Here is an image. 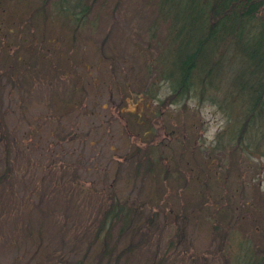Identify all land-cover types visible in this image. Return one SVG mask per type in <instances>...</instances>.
Masks as SVG:
<instances>
[{
	"label": "rangeland",
	"instance_id": "rangeland-1",
	"mask_svg": "<svg viewBox=\"0 0 264 264\" xmlns=\"http://www.w3.org/2000/svg\"><path fill=\"white\" fill-rule=\"evenodd\" d=\"M45 1V15H42L37 11L42 6V0H0V48H3L1 43L5 39V50L0 54L3 53V57L7 58V48L11 47L8 56L21 49L29 57V69L24 80L31 87L25 91L20 90L37 103L35 110L31 108L27 116L32 115L33 118L28 117L31 122L39 121L37 125L40 135L46 133L42 125L46 108L40 109V106H44L43 103L50 96V86L59 87L53 84L59 80L55 77L54 70L69 71L67 75H75L67 79V90L64 92L71 94L70 99L79 103L72 109L56 108L66 118L59 122L57 134L67 137L71 134L73 137L67 144L66 151H61L58 155L75 169L74 172L82 173L79 175V181L84 182L82 185L101 190L103 186H108L112 180L106 179L104 173L111 172L112 157L117 155L121 158L127 154L130 146L144 142V137H147L152 143L164 144L174 156L172 162L184 174L182 180H166L162 187L156 184L152 192H149L153 205L162 201L160 207L164 211L160 218L170 220L167 208L188 216L189 219L181 224L186 236L180 245H185L189 251L205 255L216 252L218 239L211 233L214 219L229 229L232 226L239 236L249 237L263 244L264 154L259 151L247 152L242 144V147H232L228 140H224L227 133L232 136L237 128L233 125L234 120L228 124L229 117L216 103L220 100L225 102L226 98L215 93L216 102L201 101L191 94L187 97L180 96L179 100L174 99L176 102L169 103L166 100L171 93L168 82L159 78V75L153 77V70L160 60L163 69L170 67L171 61H176V56L179 52L182 53L185 39L188 36L198 37L202 33L199 31L203 21L197 13L199 6L192 10L188 0H87L86 4L92 6L83 24L84 28L78 31V41L73 44L69 26L66 29V22L56 12L52 13L56 0ZM43 38L55 39L56 47L51 45L46 48L48 46L44 44L54 42L46 40L41 43ZM219 45L215 44L213 50L206 49L205 54L210 53L209 50L213 53L217 50L231 58L228 44L224 43L223 48ZM45 51L49 52L47 56L43 55ZM23 61L14 62V69L21 63L22 67ZM227 63L225 56L223 66ZM25 64L24 62V66ZM236 65L237 61L231 59L229 65L224 66V72L222 70L224 81L220 84L221 91L228 96H232L229 77ZM147 74L153 79L147 81ZM1 79L7 80V75H2ZM217 82L218 78H215L214 83ZM4 83L7 84L6 81ZM80 87H83V93L79 92ZM156 88V96L149 97L150 92ZM145 89L148 92L143 93ZM10 92L12 94L5 99V109L13 118L9 120L10 125H14L19 115V105L16 102L18 94L13 88ZM138 97L141 102L137 101ZM234 97L236 96L233 95L232 98ZM144 102L148 104L146 110L143 109ZM241 102L235 100L233 103L239 107L243 105ZM240 108L242 107L236 108L238 113H241ZM236 111L233 113H237ZM143 112H146L148 124L142 128L136 126L135 120L138 119L137 114ZM27 127L26 124L21 128L25 130ZM148 127H152L153 135L142 136L144 128ZM53 129L54 126L49 127L48 134ZM127 129H132L131 136L127 135ZM220 132L227 133L218 137ZM51 141L53 147L54 140ZM27 147L30 146L24 144V148ZM37 158H41V164L38 160L40 167L36 165L29 178L28 175L23 178L30 179L38 173L39 176L46 177V181L50 171L43 169L45 161L42 154L36 156L33 152V159ZM98 163H101L100 173L85 171L88 166H96ZM41 184L42 182L39 185ZM147 184L151 185V179L143 181L144 187ZM120 185L116 184L117 191L120 190ZM138 187L141 188L139 184L136 185L137 189ZM129 190L124 193L134 196ZM141 190L143 192L142 188ZM167 190L169 195L164 199ZM50 201L52 203L53 200ZM57 201L59 203L54 207L60 220L65 217L64 211H74L75 198H66L65 203ZM245 202L253 207H243ZM92 208L93 202L88 201L87 206L84 205L81 210L83 213H77L78 219L88 216L87 213ZM25 214L26 212L23 218H19L21 224L26 222ZM58 225L53 224L49 228L55 237L56 246L63 240V234L60 235L58 228H64L62 230L66 234L73 233L74 230L69 222L61 227ZM259 229L262 231H256ZM236 237L233 233L232 238ZM5 244L8 246L9 242ZM10 259L7 258L6 262ZM31 261L34 262L33 259ZM130 262L140 264L139 258L131 259ZM173 264L180 263L174 261Z\"/></svg>",
	"mask_w": 264,
	"mask_h": 264
},
{
	"label": "trees",
	"instance_id": "trees-1",
	"mask_svg": "<svg viewBox=\"0 0 264 264\" xmlns=\"http://www.w3.org/2000/svg\"><path fill=\"white\" fill-rule=\"evenodd\" d=\"M188 1L192 10L199 6L197 13L203 20L199 30L202 33L198 37L188 36L185 39L182 53L179 52L176 61H171L170 67L163 69L160 60L153 70V77L159 75V78L168 82L171 93L166 100L169 103L176 102L180 96L191 94L201 101L216 102L215 93L226 98L225 102L220 100L216 103L229 117L228 124L234 120L233 125L237 128L232 136L220 132L218 137L227 133L224 140H228L232 147L243 146L247 152L259 151L264 154V0ZM86 3L87 0H56L52 6V13L56 12L66 22V29L69 26L73 44L77 43L78 31L84 28L83 24L92 6ZM45 4L46 1L42 0V6L37 10L42 15H45ZM46 40L54 42L44 44L48 46L46 48L51 45L56 47L55 39L43 38L41 43ZM3 42L0 53L5 50ZM224 43L231 50V58L220 51L215 50V54L211 51L215 44L223 48ZM210 48L213 55L205 54L206 49ZM10 49L7 48V58L3 57V53L0 54V264H131L130 260L134 258H139L140 264H173L174 261L180 264H264V242L261 244V241L239 236L232 226L229 229L216 219L211 225V233L219 243L216 252L205 255L180 245L186 236L181 224L189 219L188 216L167 208L170 220L160 218L164 211L160 207L162 201L153 205L149 197V192H152L156 184L162 187L166 180L177 182L183 179L184 174L172 162L174 156L164 144L152 143L147 137H144V142L137 139L140 144L130 146L127 154L121 158L116 155L110 160L111 172L104 173L106 179L112 180L108 186H103L102 190L83 186L84 182L79 181L82 173L74 172L75 169L58 155L66 151L67 144L73 139L71 134L69 137L57 134L59 122L66 118L63 112L56 111V108L58 110L63 107L66 110L72 109L79 103L72 101L71 94L64 92L67 90V79L73 74L54 70L59 80L53 84L59 87L51 85L50 96L43 103L44 106H40V109L46 108L42 123L46 133L40 135L37 125L39 121L31 122L28 119L33 118L32 115L27 116L29 110H35L37 103L21 91L31 87L24 80L29 69V57L21 49L8 56ZM48 53L45 51L43 55L47 56ZM225 56L228 59L226 65H229L231 59L237 61L229 77L232 96L221 91ZM17 61H23V65L21 67V63L14 69V62ZM5 74L8 81L1 79ZM153 77L147 74L146 80L150 81ZM215 78H218L217 84L214 83ZM12 88L18 94L16 102L19 105V115L14 125H10L9 120L13 118L5 109V99L12 94ZM79 92H84L83 87H80ZM146 92L147 89L143 93ZM156 92L157 88L150 92L149 97L154 98ZM233 95L236 97L232 98ZM235 100L243 102L239 106L242 107L241 113L236 111L239 107L233 103ZM137 101L142 100L138 97ZM147 107L148 104L144 102L143 109ZM137 118L136 126L143 128L148 124L146 112L137 114ZM26 124L28 127L23 130ZM52 126L53 132L48 134L47 129ZM131 130H126L128 136L133 133ZM152 132V127L144 128L142 136L153 135ZM51 139L54 140L53 147ZM24 144L30 147L24 148ZM33 152L36 156L42 154L44 157L43 169L50 171L46 181V177L38 173L28 179L36 165L40 167L39 162L41 164V158L33 159ZM100 165L88 166L85 171L100 173ZM24 175H28V178H23ZM146 179H151V185L144 187L143 181ZM119 183L121 187L117 191L116 184ZM137 184L145 194L141 188H136ZM127 190L132 191L128 192L134 196L125 194ZM168 192L164 193V199L169 195ZM70 197L76 200L74 211H64L65 217L60 220L54 205L59 203L57 199L65 203L66 198ZM50 200H53V204ZM88 201L93 202V208L88 211V216L80 220L78 214L83 213L81 210L84 205L87 206ZM242 206L252 205L245 202ZM25 212L26 222L21 224L19 218H23ZM59 215L62 217V213ZM67 222L74 228L73 233L66 234L64 228H58L60 235L63 234V240L56 246L55 237L49 230L50 225L59 224L61 227ZM233 233L237 236L235 239L232 238ZM6 242H9L8 246ZM7 258H11L9 262H6Z\"/></svg>",
	"mask_w": 264,
	"mask_h": 264
}]
</instances>
